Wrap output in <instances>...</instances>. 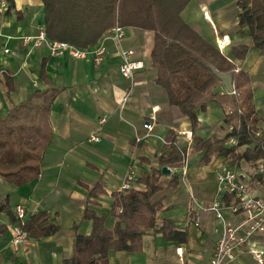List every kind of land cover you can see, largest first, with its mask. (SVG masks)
<instances>
[{
  "label": "crops",
  "instance_id": "crops-1",
  "mask_svg": "<svg viewBox=\"0 0 264 264\" xmlns=\"http://www.w3.org/2000/svg\"><path fill=\"white\" fill-rule=\"evenodd\" d=\"M2 1L0 121L7 133L18 127V137L23 140H34L40 134L44 137L46 132L50 140L33 180L17 185L0 172V264H67L65 261L74 254L76 234L92 232L93 222L85 218L87 211L106 216L107 226L113 228L117 219L112 215V193L120 190L133 170V188L145 189L140 179L158 167L171 130L177 146L187 149L188 156L199 163L198 168L194 167L198 178H182L176 189L164 186L153 201L163 200L168 209L161 211L159 220L173 222L187 233V241L177 243L162 233L147 234L140 252L112 250L108 264H210L218 239L214 228L219 222L213 212H201V223L196 226L197 203L208 205L214 201L216 177L222 169L232 167L251 174L252 167L247 161L230 165L223 157H213L209 165H204V152H192L194 145L189 147L186 137L193 135L191 120L169 104L166 89L156 82L157 68L151 58L153 33L124 28L119 45L112 39L104 42L107 53L100 64L92 59L52 56L46 45L23 43V37L35 36L45 27L42 0H16V8L9 14ZM240 1L190 0L180 15L245 73L264 135V55L252 46L249 29L240 26ZM224 39L226 46L221 49L219 44ZM241 46L249 47L244 59L235 55ZM120 48L135 50L134 59L144 62L132 81L120 74ZM218 91L227 93L223 84ZM223 115V106L210 102L206 112L198 111L200 126L195 134L204 139L219 137L222 132L215 123ZM104 118L106 121L101 123ZM151 121L153 136L138 142L137 135L147 132L144 123ZM92 135L101 141L89 142ZM181 171L171 169V173ZM18 205L26 210L25 220L45 212L51 222L59 225V231L51 236L30 237L14 248L11 240L13 226L19 222L15 212ZM224 213L229 221L238 220L229 210ZM252 246L264 249V233L254 238ZM229 264L258 263L249 250L238 249L237 259Z\"/></svg>",
  "mask_w": 264,
  "mask_h": 264
},
{
  "label": "trees",
  "instance_id": "trees-1",
  "mask_svg": "<svg viewBox=\"0 0 264 264\" xmlns=\"http://www.w3.org/2000/svg\"><path fill=\"white\" fill-rule=\"evenodd\" d=\"M6 13L16 8V0H4ZM190 0H42L45 10V32L52 41L68 42L80 48L95 46L110 28H138L153 33L151 58L157 68L156 82L168 93L169 104L187 116L193 126L192 152H204L201 163L209 165L212 158L223 157L230 165L247 161L255 165L264 160V135L260 131L253 103V92L245 73L216 47L205 41L181 18V11ZM240 26L247 27L252 46L264 55V0H241ZM20 13V11H18ZM19 18H22L19 16ZM248 46L236 49L244 59ZM231 74L233 94H221L222 81L213 73ZM219 102L224 115L217 123L222 134L204 139L195 134L200 126L198 111L206 112L210 102ZM0 121V172L17 185L33 180L40 171L49 133L34 140L18 137V127L7 133ZM232 127V130H230ZM10 135L12 137H10ZM170 131L165 140L158 167L145 174L141 183L145 189H130L112 193V215L117 219L113 228L106 216L87 211L85 218L93 222L89 235L76 234L74 254L67 264H108L110 251L140 252L147 234L162 233L177 243L187 241V233L178 230L170 220H159L167 210L163 200L153 201L164 186L179 187L181 174H164L162 169L184 166L187 149L175 142ZM234 138L235 145L227 144ZM98 187L91 190V195ZM230 198H226L228 204ZM18 223L29 237L51 236L60 229L45 212H39Z\"/></svg>",
  "mask_w": 264,
  "mask_h": 264
},
{
  "label": "built area",
  "instance_id": "built-area-1",
  "mask_svg": "<svg viewBox=\"0 0 264 264\" xmlns=\"http://www.w3.org/2000/svg\"><path fill=\"white\" fill-rule=\"evenodd\" d=\"M6 7V2L2 1ZM125 36L123 27L116 25L109 29L102 38L99 45L91 48H80L68 42L52 41L41 27L35 36L23 37L24 44H32L34 47L46 45L52 56H70L74 59L86 60L92 59L95 64H100L107 53L105 41L107 39L114 40L118 45ZM226 39L222 40L219 47L223 49L226 46ZM121 56L120 74L123 78L130 81L134 80L137 71L144 68V62L135 60L136 51L133 49L120 48ZM127 97L124 98V101ZM106 118L102 119L104 123ZM147 132L144 135H137V141L153 136L154 123L145 122L143 125ZM232 130V127H230ZM258 136L262 135L258 131ZM189 140V147L193 142L191 133L186 135ZM89 142H99L101 138L92 135ZM229 145H235L236 141L231 138ZM187 159L188 153L185 155L184 166L182 167L181 176L183 179L187 177ZM252 167L251 174L248 171L237 170L232 167L222 169L216 177L217 190L214 201L208 205L197 203L194 213V223L199 226L201 223V212H213L219 224L214 228V232L218 235L217 242L213 248L210 264H229L237 259L238 249H247L255 257L258 264H264V249L252 246L255 237L264 233V160L259 161ZM136 172L133 170L127 176L125 183L120 187L119 191L133 189V180ZM230 198L226 204V198ZM229 210L232 215L238 217L235 222L229 221L224 211ZM17 216L24 221L26 218V210L23 206L18 205L15 208ZM28 233L20 224L13 226V238L11 244L14 248L26 243L29 240Z\"/></svg>",
  "mask_w": 264,
  "mask_h": 264
},
{
  "label": "water",
  "instance_id": "water-1",
  "mask_svg": "<svg viewBox=\"0 0 264 264\" xmlns=\"http://www.w3.org/2000/svg\"><path fill=\"white\" fill-rule=\"evenodd\" d=\"M213 73L222 81L225 90L228 94H233L235 91L233 84V76L231 74H222L219 73L215 68H212ZM164 174H171V169L164 167L162 169Z\"/></svg>",
  "mask_w": 264,
  "mask_h": 264
},
{
  "label": "rangeland",
  "instance_id": "rangeland-1",
  "mask_svg": "<svg viewBox=\"0 0 264 264\" xmlns=\"http://www.w3.org/2000/svg\"><path fill=\"white\" fill-rule=\"evenodd\" d=\"M225 1H227V0H225ZM218 123V122H217ZM217 123H215V127L216 128H218V124ZM217 124V125H216ZM193 143V145H194V142H192ZM196 161L194 160V158H190L189 156H188V159H187V167H188V174H187V177H186V180H188V179H194V178H198V176H197V171H196V169L194 168V167H197L198 168V166H199V163H195ZM200 166H202V165H200ZM181 174V173H180ZM204 175V174H203ZM209 177H210V179H213L214 178V176H213V174H210L209 175ZM181 181L183 182V180H182V176H181Z\"/></svg>",
  "mask_w": 264,
  "mask_h": 264
}]
</instances>
